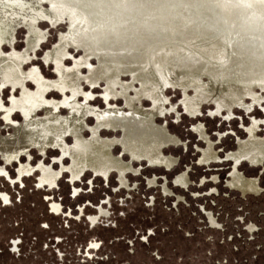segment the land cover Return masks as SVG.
<instances>
[{
  "label": "rangeland",
  "instance_id": "rangeland-1",
  "mask_svg": "<svg viewBox=\"0 0 264 264\" xmlns=\"http://www.w3.org/2000/svg\"><path fill=\"white\" fill-rule=\"evenodd\" d=\"M169 1L174 9L185 1L189 9L198 4L196 0ZM95 2L41 1L33 32L22 19L10 24V34L5 35L0 28V52L15 59L20 64L16 71L25 77L22 89L18 85L4 88L0 80V264H264V161L237 165L238 175L247 182L241 189L228 185L233 163L225 158L237 151L239 140L249 139L250 129L255 139L264 140V103L250 110L234 106L230 112L217 109L213 102L197 108L187 103L193 90L187 89L185 97L172 69L179 67L184 57L193 56L204 61L202 71L223 73L232 63L233 50L242 43L225 33L224 20L223 41L217 33L186 34L184 29H175L176 38H159L142 47L147 57L143 68L159 83L154 89L156 96L153 92L140 96L146 91L131 73L117 77L109 94L105 81H92V76L101 72L93 47L99 31L87 23L88 10ZM206 2L201 0L204 5ZM217 4L222 16L227 14L223 12L227 4L233 7L230 14L249 20L254 17L249 25L238 24L251 33H264V3L218 0ZM148 8L153 11L158 7ZM173 8L165 12L167 18L150 11L141 13L142 26L138 29L173 33L178 22L174 19L189 12L187 6L176 13ZM3 10L1 7L0 21H6ZM198 13L202 17L203 12ZM166 51L169 53L162 61L166 74H160L150 62L161 60ZM65 77L71 88L60 82ZM201 81L209 82L205 74ZM38 85L50 88L43 91ZM36 92L37 98L32 99ZM254 94L264 98V89L256 87ZM25 100L37 103L31 115L34 117H43L44 105L68 117L65 104L72 101L86 103L97 113L120 110L123 114L131 105L144 111L160 107L155 124L177 140L161 153L173 158L175 165L168 170L145 159L133 160L119 145L112 148V154L129 166L121 179L116 171L105 177L87 169L70 182L66 169L70 158L61 157L52 146L45 147L44 154L39 147L29 146L28 157L20 153L18 160L6 163L5 152L27 145L26 133L19 127L31 116L18 109ZM244 102L250 104V99L245 97ZM6 110L12 114H5ZM85 121L83 137L89 138L88 129L94 127L96 118L88 115ZM100 136L122 137L109 130H101ZM72 142L71 136L65 138L67 146ZM209 144L217 158L206 164L201 160L202 152ZM26 163L31 173L18 176L19 165ZM39 163L53 171L64 168L52 188L38 185Z\"/></svg>",
  "mask_w": 264,
  "mask_h": 264
},
{
  "label": "bare ground",
  "instance_id": "bare-ground-1",
  "mask_svg": "<svg viewBox=\"0 0 264 264\" xmlns=\"http://www.w3.org/2000/svg\"><path fill=\"white\" fill-rule=\"evenodd\" d=\"M41 1L45 0H0V9L4 7L2 15L6 20L0 21L2 32L5 35L10 34V24L16 19H22L28 31L33 32V25L36 21L35 19L38 18V6L41 4ZM47 1L52 4L61 1L72 2V0ZM196 1L198 4L193 8L189 9L185 1V3H181L180 6L176 4V8L174 9V5H172L169 0H96L92 8L88 10L87 23H89L91 27L97 28L99 31L95 42H93V47L95 51L94 54L98 55L101 72L94 74L92 76V81L94 80L95 83L100 80L105 81L110 88V90L107 88V92L111 94L117 77L131 73L137 76L142 89L146 91L140 94V96H144L147 92H153L155 95L156 90L154 91V89L159 87V83L154 80L149 71H145L143 68L147 65V57L142 47H145L147 44L159 38L164 40L176 38L174 34L175 29H184L183 32L186 34L193 31H200L211 35L217 33V37L223 41V31L226 28L227 32L225 33H227L233 41L242 43L241 47L233 50L234 57L232 58V63L229 68L225 69L223 73H218L213 70L202 71L204 61H200L193 56L188 58L184 57L179 67L172 68L179 83V88L183 91L185 97H187V95H185L187 89L191 88L193 90V96L188 97L187 103L192 106L195 105L197 108L201 107L205 102H213L217 109L225 108L230 112L234 106L250 110L254 105H260L261 102L264 103L263 97L254 94V89L256 87L264 89V33H251L245 30L242 24H238L241 22L247 23L254 17L249 20V17H237L230 14L231 11L229 9L233 7L227 4L223 6V12L227 14L222 16L218 10V0H208L205 5L201 3V0ZM255 2L260 4L264 3V0H255ZM149 5H156L158 8L150 11L148 8ZM186 6L189 12L186 14L183 12L182 16L174 19V21L178 22H176V28L173 27V33L160 34L152 30V28L149 30L138 29L142 26L139 16L143 12L150 11L164 18L166 17L165 12L167 10L173 8L174 13L181 12L184 8L186 9ZM5 7L7 10H5ZM261 8L264 12V7L261 6ZM242 9L245 11L246 8ZM197 11L203 12L201 13L202 17ZM223 20L225 28H222ZM167 53L169 52H164L163 56L160 57L162 59L156 63L150 62L154 71H158L160 74H166L163 72L166 70V67L163 65L162 61ZM5 57L6 56L0 52L1 85L4 86V88L7 85L11 88L18 85L22 89V81L25 77L22 78L18 71H16L20 68V64L15 59ZM190 58L193 60H190ZM227 62H229V60ZM204 74L209 82L203 83L201 81V76ZM68 79L69 78L65 77L64 80L60 79V82L63 81L67 87L71 88L70 83H67ZM39 88L44 91L50 87L44 85L39 86ZM125 91L126 90H124V92ZM38 93L39 92H36L32 99L34 97L37 98ZM120 93L121 92H119V95ZM245 97L250 99V104H245ZM132 99H134V97H132ZM72 102L69 105L65 104L68 107L67 111L69 116L64 118H60L58 112L52 106L47 107V105L41 107L44 109L43 117H34L31 115H33L34 105L37 104L36 102L32 104L30 101L25 100L21 105L19 103L18 109L21 113L31 116L30 119L27 121L25 120V123L22 122V124L24 123L23 125L21 124L22 126H18L19 131L26 133L25 140L27 145L18 149L16 152H5L3 154L5 161L18 157L20 153L26 152L29 146L32 145L39 147L41 152H43L45 147L52 146L54 148H59L62 155L67 154L70 157L72 167L81 163L95 170H104L112 167L114 161L110 155L108 145L112 146L113 143L119 144L131 158L135 159L146 157L150 152L156 150L160 146L158 140L160 128H157L153 124L155 123L156 116L160 114V107L152 111H144V109H136L135 106L131 105V108H135L133 109L134 112L130 111L126 114H120V110H112L97 113L94 108H89L86 103L81 104ZM41 103L43 102L41 101ZM61 104L62 103H60V105ZM11 110L13 111V108H11ZM88 115L95 116L96 124L94 127L88 129L90 133L89 139H83V131L87 128L84 123ZM26 117L28 118V116ZM135 123L138 125L137 128H133ZM116 129L121 130L124 134L118 142H103L98 138V134L100 136V130L116 131ZM199 131L201 136L204 135L200 129ZM67 134L72 135L74 143L71 148L64 149L63 138ZM162 141L164 142L161 144H167L170 138L163 136ZM0 144L2 145L1 140Z\"/></svg>",
  "mask_w": 264,
  "mask_h": 264
},
{
  "label": "flooded vegetation",
  "instance_id": "flooded-vegetation-1",
  "mask_svg": "<svg viewBox=\"0 0 264 264\" xmlns=\"http://www.w3.org/2000/svg\"><path fill=\"white\" fill-rule=\"evenodd\" d=\"M236 107L238 108L239 106H236ZM248 132H249V139L247 141H244V142L239 140L237 151L230 152L225 157V158H229L230 161H232V163H233L232 173H231V177H230L232 179V181L228 182V185L230 187H238L241 189L242 188L244 189L246 187V183H247L246 180L242 176H239L237 173V165L239 163L244 161V162H248L252 165H257V164H260L262 161H264V149L261 151L260 147L259 148L257 147V145L260 146L261 143H262V146H264V140L255 139L253 130L250 129ZM98 138H101V136H99V134H98ZM203 138L206 139L205 135ZM85 139H89V138H85ZM106 139H108V138H106ZM173 139H175V138L170 136V141H174ZM116 142H118V141H116ZM73 143H74V141L72 142V145H73ZM173 144H176V143L170 142V143L166 144L165 146L164 145L159 146L156 150L150 152L146 157H141L140 159L139 158H136V159L132 158V159L136 160V161H141L142 159H145L148 162V164H150L152 166H163L165 169L169 170L175 165L176 161L171 157L163 156L161 151H162V149H164L170 145H173ZM72 145L67 146L66 143L63 144L64 149H69L72 147ZM116 145L117 144H114V146H116ZM114 146L108 145L110 155L112 156V159L114 160L113 166L110 167L109 169L106 168L104 170H101V169L95 170L89 166H84V164H81V163L77 164V166H75V167H72V161L70 160V166L66 168L70 172V181L73 182V181L78 180L80 178V176L87 169H92L95 172H99L100 174H102L105 177L111 171H116L119 174V178L121 179L123 177L124 173H126V171L129 170V166L122 162L121 157H114L113 156L112 148ZM251 147H253V149L250 151L249 149ZM120 148H121L123 153L128 154L126 151H124L122 149L121 146H120ZM56 149L59 150L61 153V150L59 148H56ZM44 152H45V149L41 153L44 154ZM27 153H28V150L26 152H23V154H25L28 157ZM19 155H18V157H19ZM63 156H68V155L67 154H65V155L61 154V157H63ZM18 157L13 158L9 161H5V159H4V161L6 163H9L13 160H18ZM216 158H217V156L214 153L211 145L209 144L207 149H205L202 152V159L201 160L203 163L208 164L211 161H214ZM59 161H60V159H59ZM37 168H39L40 173H41L39 180H38V185L39 186H46L48 188H52L56 184V181L59 178L61 171L64 170V168L61 166L59 171H53L50 167H44L42 163H39ZM17 173H18V176H20L23 173H26V174L31 173V168H30L29 164L26 163V165H19V168L17 169ZM56 208L57 207L54 206V209H56Z\"/></svg>",
  "mask_w": 264,
  "mask_h": 264
},
{
  "label": "crops",
  "instance_id": "crops-1",
  "mask_svg": "<svg viewBox=\"0 0 264 264\" xmlns=\"http://www.w3.org/2000/svg\"><path fill=\"white\" fill-rule=\"evenodd\" d=\"M1 86H2V85H1ZM89 108H90V107H89ZM135 108L137 109L138 107H135ZM135 108H131V107H129V108H128V112H130V111H131V112H134L133 109H135ZM91 109H93V108H91ZM9 110H11V109H9ZM9 110H6V112H4V113H5V114L8 113L7 115L12 114V113H10ZM11 111H12V110H11ZM128 112H127V113H128ZM9 113H10V114H9ZM123 114H126V113H123ZM58 115H59V113H58ZM59 117H60V118H64V117H62L61 115H59ZM84 124L86 125V121H85ZM153 124H154L157 128H160V129H159V133H158V138H159L158 140H159V144H160V146H162V145L165 146V145H166L165 143H164V144H161L162 142H164V141H162V137H163V136H167L168 138H170V135L166 132V129H165L164 127H159V126H157L155 123H153ZM135 125H136V126H135ZM134 127L137 128L138 125L135 123V124L133 125V128H134ZM111 131H113V130H111ZM113 132H119V133H121L122 137H123V135H124L123 132H122L121 130H117V129H116V131H113ZM203 134H204V133H203ZM67 136H71V137H72V135L67 134V135L63 138V140H64L63 143H65V138H66ZM122 137H121V138H122ZM201 137H204V135H202ZM82 138L85 139V138L83 137V134H82ZM121 138H120V139H121ZM99 139H100L101 141H103V142H109V143H113L114 140H115V141H119V140H120V139H116V138H115V139H109V140H108V139H103V138H102V139L99 138ZM72 140L74 141L73 137H72ZM173 140H174V141H169V143H170V142L177 143V140H176V139H173ZM167 144H168V143H167ZM118 145H119V144H118ZM112 146H114V144H113ZM257 147H258V148L260 147V150H261V151L264 149V146H262L261 144H260V146L257 145ZM262 147H263V148H262ZM252 149H253V147H251L249 150L251 151Z\"/></svg>",
  "mask_w": 264,
  "mask_h": 264
}]
</instances>
